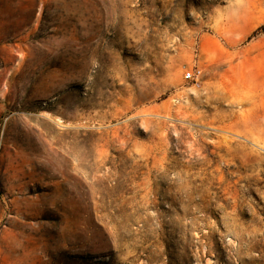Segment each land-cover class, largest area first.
<instances>
[{"label": "rangeland", "instance_id": "rangeland-1", "mask_svg": "<svg viewBox=\"0 0 264 264\" xmlns=\"http://www.w3.org/2000/svg\"><path fill=\"white\" fill-rule=\"evenodd\" d=\"M0 264H264V0H0Z\"/></svg>", "mask_w": 264, "mask_h": 264}, {"label": "built area", "instance_id": "built-area-1", "mask_svg": "<svg viewBox=\"0 0 264 264\" xmlns=\"http://www.w3.org/2000/svg\"><path fill=\"white\" fill-rule=\"evenodd\" d=\"M202 75V72L199 69H193L191 71L186 72L185 80L186 81H197Z\"/></svg>", "mask_w": 264, "mask_h": 264}, {"label": "bare ground", "instance_id": "bare-ground-1", "mask_svg": "<svg viewBox=\"0 0 264 264\" xmlns=\"http://www.w3.org/2000/svg\"><path fill=\"white\" fill-rule=\"evenodd\" d=\"M242 101L245 103L246 102L245 98H243Z\"/></svg>", "mask_w": 264, "mask_h": 264}]
</instances>
